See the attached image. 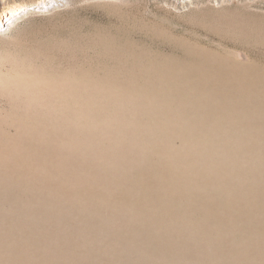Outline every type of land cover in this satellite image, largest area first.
<instances>
[{
  "label": "rangeland",
  "instance_id": "obj_1",
  "mask_svg": "<svg viewBox=\"0 0 264 264\" xmlns=\"http://www.w3.org/2000/svg\"><path fill=\"white\" fill-rule=\"evenodd\" d=\"M0 8V264H264V0Z\"/></svg>",
  "mask_w": 264,
  "mask_h": 264
},
{
  "label": "bare ground",
  "instance_id": "obj_2",
  "mask_svg": "<svg viewBox=\"0 0 264 264\" xmlns=\"http://www.w3.org/2000/svg\"><path fill=\"white\" fill-rule=\"evenodd\" d=\"M17 13L14 10H11L9 12L2 11V8H0V31L4 28L8 27L12 21L15 19ZM263 75V74H262ZM260 76V75H259ZM252 77V76H251ZM250 78V77H249ZM248 78V79H249ZM255 78V77H253ZM258 79V78H257ZM17 120V119H16ZM15 120V121H16ZM11 122V121H10ZM17 123V122H16ZM8 124V123H7ZM19 128V127H18Z\"/></svg>",
  "mask_w": 264,
  "mask_h": 264
}]
</instances>
